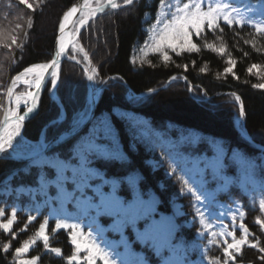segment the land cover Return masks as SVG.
<instances>
[{"label": "trees", "instance_id": "1", "mask_svg": "<svg viewBox=\"0 0 264 264\" xmlns=\"http://www.w3.org/2000/svg\"><path fill=\"white\" fill-rule=\"evenodd\" d=\"M75 1L45 0L35 11L26 7L33 22L29 28V17L24 16L22 20L18 18L24 5H20L17 0H0V22H4L3 31L7 32L2 31L4 39L7 40L9 35L15 34L18 45H23L22 48L13 45L11 49L0 45V65L4 68L1 71L3 75L0 77V88L5 87L25 66L51 59L60 18ZM165 2L168 3L169 0ZM185 2L187 0H180V5ZM13 3L15 5L10 8ZM172 3L175 4V0H172ZM233 3L247 16H258L264 11L261 7L264 0H233ZM160 11V0H134L132 5L108 9L101 13L105 19H101L100 25L91 28L89 32H95L97 42L87 43V50L88 58L97 71L98 80L108 78L106 86L99 95L91 118L92 123L84 126L71 140L63 144L57 142L51 150L70 165L77 166L78 157L75 153L78 144L94 123L106 120L111 134L104 147L109 152L118 151L122 159L92 157L87 166L104 180H116V193L124 201L130 203L138 195L149 201L154 196L151 201L156 209V219L174 215L171 207L173 199L189 198L184 194L185 191H182V180L190 160L201 158L203 154L210 156L215 153L217 147L223 150L226 157L224 166L232 162L240 169L247 158L255 164L252 174L264 183V150L255 146L258 144L264 147V88L253 87L260 82L259 75L264 81V36L257 34L252 26L229 27L221 20L219 23L222 32L219 29L213 32L205 26L200 38L193 34L192 41L197 44L199 51H181L177 48L180 53L177 55L171 49L164 48L170 57L168 61H164L162 54L151 47L153 39L150 30L154 26H162L157 25V15ZM17 24L21 25L18 30L15 29ZM46 25L47 34L42 30ZM246 40H254L255 47L252 43H245ZM206 42L214 47H206ZM222 47L223 52L220 51ZM230 59L235 61L232 72H225L230 66ZM253 64L259 66L258 74L254 69L251 73L247 71ZM173 76L176 79L162 87ZM182 77L187 81L181 80ZM86 83L82 68L77 63L64 59L56 87V96L66 113L64 121L47 124L60 114L57 102L48 95V83L36 114L24 122L22 135L30 141H35L44 134L45 140L48 141L62 131L73 129L74 125L70 119L72 113L82 110L85 106ZM189 85L204 90L210 99L203 101L193 97L189 92ZM128 88L136 94L156 90L144 97L127 98L125 94ZM233 93L240 97L244 108L242 125L253 143L242 137L235 128L238 108L234 102L227 101ZM151 159L155 161L156 167L150 164ZM27 163L28 161L0 157V209L6 202L20 200L14 191L17 184H21V165ZM31 168L35 169L36 175L43 173L44 179L48 181L56 176L54 171L49 173L47 168L28 165L22 171L27 182L33 183L34 177L31 174L34 169ZM13 170L17 172L9 174ZM223 171L224 167L221 172ZM207 174L209 176L206 178L212 181L208 187L217 189L215 200L223 203L235 202L244 212L243 223L255 232L253 217L257 213L248 215L246 205L252 208L257 204V193L250 187L251 191L243 187L240 175L234 169L228 171L231 182L227 188L220 187L221 180L217 177L215 181L212 177L214 173ZM9 175L11 178L6 181L5 178ZM88 184L108 186L99 176L89 180ZM7 185L12 186L13 193L10 195L1 192ZM40 190L41 187L37 191V200L44 197ZM36 201L30 199L25 204H33ZM46 210L47 208L43 207V214H46ZM40 220L38 218L30 225L28 231L19 230L18 225L10 233L0 229V264H16L15 249L29 233L34 232L33 228L38 227ZM111 220L109 217L101 219L103 223H110ZM175 220L177 227L173 242L181 243L182 258L186 259L188 264H211L214 259H218L220 264L225 263L226 245L220 236L209 239L204 236L203 239H198L193 228L184 227L177 217ZM55 223L54 218L48 219L46 233L51 237V248L61 249L62 254L51 252V248L46 249L43 242L38 240L29 250V255L38 258L37 264H67V258L75 250L67 230H55ZM109 232V238L119 242L120 232ZM123 234L133 254L150 262L161 259L137 239L136 231L131 226L124 228ZM212 240L215 243H211ZM5 245H8L7 250ZM123 249L125 248L121 245L118 250L121 252ZM258 253L243 248L239 253H233L234 261L264 264V252L259 255ZM79 255L83 257L85 253ZM73 264H86V261L81 259ZM97 264H100V261H97Z\"/></svg>", "mask_w": 264, "mask_h": 264}, {"label": "snow or ice", "instance_id": "2", "mask_svg": "<svg viewBox=\"0 0 264 264\" xmlns=\"http://www.w3.org/2000/svg\"><path fill=\"white\" fill-rule=\"evenodd\" d=\"M45 0H38L36 6L43 4ZM134 0H123V5H132ZM20 5H25L28 9L35 11L34 3H30L29 0H19ZM118 9L121 4L117 3V0H96V6L93 8L90 5V0H83V3L78 6L71 7L63 15L62 22L59 25V31L61 33L59 37V50L56 52V57L65 55L68 51V45L65 42L64 33L65 28L71 21L72 17L76 15L79 11L81 13L78 20V25L83 27L88 24L89 19L96 16L98 12H103L105 8ZM264 8V5H261ZM161 11L157 15V25H162L160 27L154 26L150 32L152 35L153 43L151 47L157 52H160L163 56L164 61L170 59L167 51L164 48L171 49V51L176 52L177 48L181 51H199L197 44L192 41V36L195 34L197 38H200L205 30V26L208 30L215 32L220 28V21L231 27L232 25H239L241 27L249 25L255 28V31L260 36H264V11H261L258 16H247L242 14V10L234 6L233 0H187V2L180 5V0H175V4L172 0L168 3L165 0H160ZM248 6H246V9ZM250 10V9H249ZM28 27H32V18H28ZM21 28L20 24L15 26L18 30ZM79 32V27L75 29ZM27 35V34H25ZM245 43H252L255 47V41L246 40ZM0 45L6 49H11L13 45L23 47L22 44L18 45L17 35H9L7 41L4 40L2 30H0ZM206 47H214L211 44L205 43ZM75 45H73V50ZM82 50V49H81ZM223 52V47L220 49ZM86 55V54H85ZM247 55V53H245ZM57 58H53L50 63L36 64L25 68L22 72L18 73L11 80L10 86L7 88V101L8 107H3V118L0 119V154L7 153L9 150L15 152L16 150V137L20 135V129L23 126V121L28 117V114L33 113L37 101L39 98L40 90L45 86L46 73L51 69H56L59 66V61ZM74 59V57H71ZM230 65H234V60H229ZM256 64L251 65L247 69L249 73L252 72L254 68H258ZM203 71V69H202ZM225 72H232V67L225 69ZM58 74L55 70L51 72V85L53 87L57 84ZM89 80H93L94 76H89ZM172 79H176L173 77ZM23 83L26 85L27 89L35 88L36 91L31 90L14 94V89ZM254 88H264V83L253 85ZM29 100L31 104L29 105ZM236 101L240 100L239 96L235 97ZM23 103L26 108V112L23 115L18 114V110ZM15 107H12V105ZM244 115L243 105H240V116ZM88 123H92V119L89 116V110L86 109L81 115L80 119L76 122V127L84 124L85 127ZM111 134V128L106 120H100L93 124L92 128L87 130V134L77 146L76 156L78 157L77 166L72 169L74 175L79 177L80 184L82 187H91L88 184L89 180L95 179L98 173L94 172L89 168L88 162L92 157L103 156L112 160L122 159L118 151L109 152L104 147L105 141L108 140ZM18 143V142H17ZM223 150L221 149V152ZM32 163L41 168H47L49 173L55 172L57 180H66L65 172L69 168V164L60 158L54 150L49 154V148L47 145H40L33 149L31 154ZM245 165V174L251 175L255 170V164L251 160L245 158L243 161ZM208 165L206 164V167ZM223 162L219 159L216 161V174L214 178L220 171L223 170ZM183 171V169H181ZM187 175V172H185ZM104 184L111 185V191L105 192L102 190L101 185H97L93 191L95 197L84 198L85 202L81 206L78 201L77 206L83 216H90V213L95 212V216H90L91 223L87 225L88 231H84L82 222L78 223H67L64 220H59L56 222L55 228H71V239L72 243L75 245V250L71 256L67 258V264H73L74 261L83 259L86 264H147V261L136 254H133L130 249L126 238L123 234V229L129 226L136 231L137 239L144 244L147 248H150L160 259V264H188L187 260L184 258L175 259L177 253V247L173 243V237L175 232V225L171 220L165 218L156 219V209L152 201H145L139 195L132 201L127 202L120 199L116 195L117 181L104 180L100 177ZM131 182V181H130ZM185 188L182 191H187L192 195L193 199L197 204H204V201L209 200V196L201 191L200 187L195 184H191L190 180H182ZM98 198V199H97ZM259 208L261 212H264V198L259 201ZM197 215L202 221H206L205 212L201 211L200 208L196 209ZM231 211V210H230ZM15 208L11 211V217L7 222H0V229L5 232L11 231V227L16 219ZM5 215V210L0 209V217ZM113 217V225L111 230L120 232L121 240L119 242L108 241L104 236L105 231L102 228H93V223L96 219L101 216ZM242 218L244 216L243 212L239 213ZM34 217L29 216V221L31 222ZM212 219V214L207 215V221ZM232 221L235 224L236 214H232ZM256 223L264 229V221H261L259 217L256 219ZM139 226V228H138ZM211 225L207 222L203 225L205 228H209ZM241 230L240 238L237 239L234 232H211L212 237L220 236H231L232 242L228 243L227 240L224 241L226 247H224V255L226 257L225 264L228 260H235L233 252L230 250H235L237 253L240 252L242 246L249 245L250 247H258L259 241L255 244H250L249 242V229L245 226L243 221L239 224ZM46 222L41 223L39 230L36 232L35 236L30 240L23 242L22 247L15 249L16 258L19 264H37V257L31 259H21L24 253L29 251L30 245L34 244L37 239H42L44 247L47 249L49 247V238L45 234ZM15 235V234H13ZM215 243L214 240L210 241ZM123 245L125 248L124 252H120L118 249ZM8 245H5V250H7ZM51 252L61 255V249L51 248ZM261 252H264V248H260ZM83 252L85 255L81 257L79 254ZM211 264H220L218 259H214Z\"/></svg>", "mask_w": 264, "mask_h": 264}, {"label": "rangeland", "instance_id": "3", "mask_svg": "<svg viewBox=\"0 0 264 264\" xmlns=\"http://www.w3.org/2000/svg\"><path fill=\"white\" fill-rule=\"evenodd\" d=\"M17 1L19 2V0H17ZM29 2L34 3L35 9L37 7H39V6H36V4L38 3V0H29ZM117 3L121 4V7L125 6V5H123V0H118ZM93 4L94 5L96 4V0L93 1ZM13 5H15V3L11 4L10 8H12ZM29 10L31 11V9H29ZM28 13H29V11H26V6L24 5L23 11L21 12L20 15H18V18H21V20H22V18L24 19V16L29 17ZM13 18H15V17H13ZM101 19L103 21L105 18L103 19V16H101V14H100L97 17H95L94 19H92L87 25L84 26V28L81 31L77 41L74 44L75 49L73 50V47H70L68 54H67V58H65V59L71 60L72 62L77 63L82 68V71L84 69H87V70L90 69V71L86 72V75L88 73L87 78L90 75L94 76L93 80L88 79L89 83L88 84L86 83V90H85V96H84V99H85L84 108L80 111L76 110L74 114L72 113V116H71L72 118L70 119V121L72 120V123L74 126H76L77 120L80 119V115L86 109H89L90 102H91L90 97H89V93L91 92V90L98 88L101 84L106 83L105 82L106 79L101 80V81L98 80L97 71L95 70V66L93 65L91 60L88 58L89 52L87 50V43L91 44L92 42H97V40L95 38L96 37L95 32H91L90 34H89V32H90L91 28H93V27L95 28V27L100 25ZM3 23L4 22H0V30H2V31H3V28L5 27L3 25ZM42 30L45 34H47L48 33V26L47 25L44 26ZM5 31L6 30H4L3 32L7 33ZM3 38H5V37L3 36ZM4 40H6V39H4ZM71 57H74V59ZM229 67H232V65H230ZM2 69L4 70L3 66L0 65V73H1V71H3ZM254 72L258 74L259 69L254 68ZM2 75H3V73H1L0 77ZM258 79L260 80L259 84L264 83V81L262 80L260 75L258 76ZM181 80H184V77H182ZM188 88H189V92L192 94L193 97H197L199 99H202L203 101H208L210 99V97H208L209 95H207L204 92V90L196 89L198 87L193 88V86H191V85H189ZM6 90H7V85L3 88H0V105H3V107H4L5 96H6ZM129 93H131V92L129 91ZM144 93L145 92L138 94L137 97H144V96L149 94V93H146V94H144ZM48 95L51 97V95L49 93V88H48ZM235 97H236V95H235V93H233V96L230 99H228L227 101L234 102L237 105L238 112H239V114H237V116L240 117V101H236ZM57 104L60 108V114L57 117L50 120L47 123L48 125L51 123H59V122L64 121L65 114H66L64 111V108L62 107L61 103L57 102ZM2 114H3V108H0V119L2 117ZM237 116H236V118H237ZM14 143H16L15 152L9 150L7 153L3 154L4 156H6V155L11 156L13 154L14 155L32 154L33 149H35L36 147H38L40 145H47L48 148L52 147L53 145L56 144V136L47 141V140H45L44 134H41V136L39 137L38 140L30 141V140L26 139L21 134L16 139V141H14ZM50 149H52V148H49V154H51V152H52V151H50ZM56 154L58 156H60L58 153H56ZM60 158L62 160H64L61 156H60ZM217 159L221 160L222 162L224 160H226V157L224 156L223 152H221L220 147H217L215 153L210 155V156H206L203 154V155H201V158H196V159L190 160L189 166L186 168V171H185V172H187V175H185V173L183 175V180H190V178H191V183L189 186H191V184H195L196 186L200 187L201 191L205 192L209 196V200L204 201L203 205L197 204L195 202V200L193 199L192 195H190L185 190L184 194L186 196H188L189 198L184 199V200L173 199L171 201V203H172L171 207H172V212L174 215L165 217V219L171 220L173 222V224L175 225V228H176L177 227V221L175 220V217L179 218L182 221L184 227L193 228L194 235L196 234V238H198V239H203L204 236H206V238L209 239V237H212L211 236L212 231H215L218 233L221 231H223L225 233L234 232L237 239H239L240 235H241V230L239 228V224L241 223V220L243 221V217H244L243 216L241 218L239 216V213L243 212V210L235 202L234 203H223L220 201H216L215 200V191L217 189L215 190V188L208 187V185H210L209 182H212V181H210L209 178H206L207 176H209V174H207V173L216 174L215 165H216ZM227 160H228V158H227ZM66 162L69 164L68 161H66ZM150 164L155 166V161L151 159ZM206 164L208 165L207 167H206ZM28 165L31 167L36 166L35 164L32 163V159H30L26 165H21V184H17V186L15 187V191H14L15 196L19 197L20 200H18V201L14 200L12 202H10V201L6 202L5 206L2 208L5 210V215L3 217H0V222H7V220L11 217L12 209L15 208L17 210L16 219H15L14 224L11 227V231H8L6 233L13 232L14 228H16L17 225L20 226L19 230L25 229L28 231L29 226L32 225L33 223H35V221L38 218L41 219L40 220L41 221L40 224H41V223L47 222L48 219H50L52 217L55 218L56 222L59 220H64L69 224L82 222L83 227H84V231L87 232L89 230L87 225L92 222L90 219V216H95V212L90 213V216H83L81 214L78 206H77V203L79 201L81 206H82L83 203L85 202L84 198L95 197V193H94L93 189L97 185H91V187H82V185L80 184L79 177L74 175V173L72 171V169L76 166L70 165V164H69V168L65 172V176L67 177L66 180L58 181L56 176H55V178H52L49 181L45 180L43 177V173L36 175L35 169L33 168L34 169L33 170L31 168V170H33L31 175L34 177L33 183L27 182V181H25V179L22 175V171H24L28 167ZM240 167L241 168L239 169L237 165L233 164L232 162H229L226 166H224V171L223 172L220 171L218 173V175H216V178L219 177V179L221 180L220 187L227 188L229 183L231 182V176L228 174V171L234 169L236 173H239L240 183L243 185V187H246V190H248V189L250 190V188H252L253 192L257 193V195H256L257 204L254 205L252 208L249 205H246L247 206L246 210L248 211V215H250L251 213H255V214L257 213L253 217V224H254V226H256V230H255V232H252L248 226H246V225L245 226L249 229V232H250V235L248 237L250 244H255L258 240L259 246L254 248V247H250L249 245H244V246H242L241 249L246 248V250H251L253 252L256 251V252H259L258 253V255H259V254L263 253L260 251V248H262V245L264 244V229H262L261 226L256 223V219H257V217H259V219L261 221H264L263 220L264 219V212H261L260 208H259V201H260V199L264 198V183H261L260 179H257L256 176H254L253 174L246 175L244 163ZM16 172H17V170H13L9 174H15ZM212 177L214 178V175ZM10 178H11V175L7 176L5 178V180L7 181V179H10ZM216 180L217 179H215V181ZM40 187H41L40 193L43 194L44 197L41 198L40 200H37V197H38L37 191ZM184 188H185V185H184ZM261 188H262V190L260 191ZM102 190L105 192H110L111 191V185L108 184V186L102 187ZM1 192L5 193L6 195L12 194L13 193L12 192V186L11 185L5 186L4 188L1 189ZM248 196L250 197L251 195H248ZM30 199H33L34 201L37 200V201L33 204L32 203H26L25 204V202H27ZM43 207L47 208L46 214H43ZM197 208H200L201 211L205 212L206 221H202L199 218V216L197 215V211H196ZM186 209H189V211H187ZM209 213L212 214V219L210 221H207V215ZM233 213L236 214L235 224H233V221H232V214ZM29 216L34 217V219L31 222L29 221ZM107 217L108 216H105V215L99 216L96 219V222L93 223V228L95 229V228L99 227V228H102L104 230H106V228H109L110 226L108 224H103L100 222V218H104L103 220H105ZM111 218H113V217H111ZM205 222L209 223L211 226L209 228L203 227ZM40 224L38 225L37 228H33L34 232L32 234L29 233L27 238H25L24 240L21 241V244L19 245V247L23 246L24 241L30 240L31 238H33L35 236L36 232L39 230ZM55 225H56V223H55ZM64 229L67 230L68 236L70 238V242L72 243V239H71L72 229L71 228H64ZM55 230H57V229L55 228ZM45 234L49 238V247L48 248H51V245H50V238L51 237H50V235H48L46 233V229H45ZM103 236L108 240V236H107V234H105V231L103 232ZM218 236H220V235H218ZM220 238H222L223 242L225 240H227L228 243L232 242L231 236L224 235V236H220ZM38 240L43 242L42 239H37L36 242ZM36 242L34 244H36ZM34 244L30 245L29 250L34 246ZM174 244L177 247V253H176L175 259H180V258H182V256H181L182 247L180 244H176V243H174ZM230 251H232L233 253H237L235 250H230ZM33 257H35V256L29 255V251H28L27 253L23 254L21 259H31ZM15 261H16V264H19V261L16 258V253H15ZM79 261H81V259L78 261H75V262L78 263ZM146 261H147V264H160V261H155L152 263L149 262L148 260H146ZM223 264H225V263H223ZM229 264H249V263H247V262L242 263V262H237L234 260H229Z\"/></svg>", "mask_w": 264, "mask_h": 264}, {"label": "bare ground", "instance_id": "4", "mask_svg": "<svg viewBox=\"0 0 264 264\" xmlns=\"http://www.w3.org/2000/svg\"><path fill=\"white\" fill-rule=\"evenodd\" d=\"M93 1H95V0H90V5H91V7H94ZM68 10H69V9H68ZM68 10H67V11H68ZM63 15H64V14H63ZM63 15H62V18H61L60 23L62 22ZM80 15H81V13H80ZM60 35H61V33H59V37H60ZM64 38H65V42H66V44H70L69 46H70V47H73V45L75 44V41L73 40V39H74V34L69 35V33L67 32V28H65ZM58 50H59V38H58ZM44 63H47V62H38V63L31 64V65H29V66H27V67H30V66H32V65H36V64H44ZM27 67H25V68H27ZM25 68H24V69H25ZM24 69H22V70L19 71L18 73L22 72ZM53 70H55V71L57 72V74H58V78H57V83H58V80H59V70H60V65H59L56 69H52V71H53ZM18 73H17V74H18ZM17 74H16V75H17ZM16 75H15V76H16ZM15 76H14V77H15ZM14 77H13V78H14ZM49 79H50V81H51V75H50ZM10 84H11V81H10L8 87L10 86ZM56 86H57V84H56ZM56 86L53 87V86L51 85V82H50V85H49V93H50L51 96H55ZM8 87H7V88H8ZM28 90H31V91L35 92L36 89H35L34 87L31 88V89H27L26 85H24L23 83H20V84L17 86V88L14 89V94H19V93H22V92H25V91H28ZM89 97H90V101L93 102V101L95 100V97H96V96L94 95L93 92H90V93H89ZM30 104H31V101L29 100V105H30ZM6 107H8V101H7V90H6V97H5V108H6ZM12 107H15V105L13 104ZM23 110H26V108L24 107V105H23V103H22L20 109L18 110V114L22 115V111H23ZM236 123H237V126L241 129V127H242V119H241V117L238 116V117L236 118ZM243 132H244V131H243ZM21 134H22V128L20 129V135H21ZM20 135H19V136H20ZM19 136H18V137H19ZM18 137H16V139H17Z\"/></svg>", "mask_w": 264, "mask_h": 264}, {"label": "water", "instance_id": "5", "mask_svg": "<svg viewBox=\"0 0 264 264\" xmlns=\"http://www.w3.org/2000/svg\"><path fill=\"white\" fill-rule=\"evenodd\" d=\"M82 3H83V0H76V1L73 3L72 7H73V6H78V5L82 4ZM94 7H95V6H94ZM94 7H93V8H94ZM105 9H106V8H105ZM79 13H80V12L78 11V12L76 13V15L72 17L71 21L68 23V25H67V27H66V28H67V32H68L69 34H72V33H73L74 25H75L76 20H77V18H78V16H79ZM98 14H99V12L96 14V16H97ZM90 20H91V19H89V21H90ZM89 21H88V22H89ZM77 27H79V32H77L76 37H78V35H79L80 31H81V28H82V27H80L78 24H77ZM67 45H69V44H67ZM57 51H58V37H57V40H56V42H55L54 53H53V57H52V59H53V58H57V57H56V52H57ZM65 55H66V54H65ZM65 55H61L60 57L57 58L58 61H59V65L61 64V61L64 59ZM52 59H51L50 61H48L47 63H50V62L52 61ZM51 72H52V69L50 68V69L47 71V73H46V82H45V86H46V83H47L48 78H49L50 75H51ZM170 81H171V79L167 80V82H166L162 87H166V86L170 83ZM45 86H44V87L40 90V92H39V98H38L37 105H36V108H35L34 112L28 114V117H27L24 121H26L28 118H31L32 116H34V115L36 114V112H37V110H38V107H39V104H40L41 97H42V95H43V93H44V90H45ZM101 88H102V86H99V87L96 89V91H94V94L97 95V94L99 93V91L101 90ZM35 91H36V90H35ZM96 102H97V100H96ZM96 102H94V104H93L92 107H91V110H90V117L93 115V113H94V111H95ZM25 112H26V110L22 112V115H23ZM24 121H23V122H24ZM82 126H83V125H81L78 129H76V130L74 131V133L77 132ZM239 131H240V133L244 136L243 132H242L241 130H239ZM74 133H73V134H74ZM69 137H71V135H70ZM0 156H2V155L0 154ZM16 159L22 160V159H26V157H19V156H18V157H16Z\"/></svg>", "mask_w": 264, "mask_h": 264}]
</instances>
